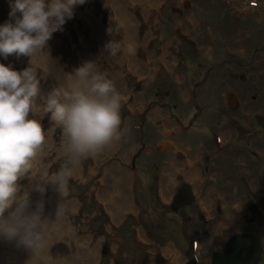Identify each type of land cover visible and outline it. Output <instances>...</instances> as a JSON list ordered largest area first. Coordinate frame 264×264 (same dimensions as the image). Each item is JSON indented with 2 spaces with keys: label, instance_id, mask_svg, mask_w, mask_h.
<instances>
[{
  "label": "rangeland",
  "instance_id": "obj_1",
  "mask_svg": "<svg viewBox=\"0 0 264 264\" xmlns=\"http://www.w3.org/2000/svg\"><path fill=\"white\" fill-rule=\"evenodd\" d=\"M11 2L0 0V26L15 23L9 16ZM79 10L98 20L107 42L115 41L116 31L104 1L86 0L73 7V17L65 18L32 61L26 56L0 55V63L16 71L32 67L41 80V94L46 96L60 79L58 69L49 68L46 62L58 60L68 74L80 67L77 38L87 31ZM133 15L140 21L141 36L148 25L138 10ZM152 23L154 37L136 57L148 62L153 72L141 78L123 73L126 92L122 97L133 108L121 109L117 147L96 162L83 160L85 169L68 181L66 196L56 186L49 189L41 175L21 179L18 195L27 194L29 201L25 214L37 212L42 204L41 218L51 222L49 229H60L72 249L85 246L86 238L89 244H97L100 264H183L188 243L194 244L199 264H208L213 251L242 231L256 239L261 247L258 264H264V132L254 124L256 118L264 117V0H161ZM161 47L168 51V62L159 58ZM96 65L106 75V66L102 62ZM154 111L157 121L167 118L173 124L169 137L196 153L199 160L202 180L193 187L194 217L187 222H183V214L167 210V200L157 193L168 155L160 148L165 138L151 117ZM42 115L30 113L29 118L40 120L46 140L51 138L52 146H44L48 158L44 171L51 173L67 164L68 157L60 129L50 121V114ZM115 162L130 174L133 209L117 223H109L92 189L103 170ZM174 177L176 181L179 175ZM40 185L43 192L38 190ZM67 202L75 205L72 215L60 208ZM251 204L263 215L259 225L247 210ZM235 205L240 212L229 235L216 233L217 223ZM48 211L51 217H43ZM183 213L189 215L188 209ZM204 222H208L206 230ZM22 249L32 251L0 236V264H19Z\"/></svg>",
  "mask_w": 264,
  "mask_h": 264
},
{
  "label": "clouds",
  "instance_id": "obj_2",
  "mask_svg": "<svg viewBox=\"0 0 264 264\" xmlns=\"http://www.w3.org/2000/svg\"><path fill=\"white\" fill-rule=\"evenodd\" d=\"M85 2L12 0L9 16L15 23L0 26V55L26 56L32 61L43 52L52 34L61 29L65 18L73 17V7ZM18 12L21 16L16 15ZM107 47L115 55L119 45L109 43ZM67 76L71 79L68 87L53 88L43 96L41 80L32 67L16 71L0 63V236L34 253L43 247L48 222L41 218L42 204L37 212L25 214L29 201L27 194L18 195V182L41 175L44 183H51L66 196L74 169L121 138L123 97L115 84L90 61ZM38 99L43 103L38 104ZM41 112V117L50 114V121L60 129L64 155L68 157L67 164L51 173H40L37 168L45 155L46 134L41 121L29 115ZM38 190L45 189L40 185Z\"/></svg>",
  "mask_w": 264,
  "mask_h": 264
},
{
  "label": "bare ground",
  "instance_id": "obj_3",
  "mask_svg": "<svg viewBox=\"0 0 264 264\" xmlns=\"http://www.w3.org/2000/svg\"><path fill=\"white\" fill-rule=\"evenodd\" d=\"M103 1L110 12V19L116 31L115 41L110 44L112 46L119 45V48L115 55H111L107 47L109 42L105 39L103 27L87 11L79 10L78 17L82 21L83 29L87 31V34L79 35L77 38L79 47L77 56L80 61V66L89 61L95 64L102 62L106 66V77L115 84L117 91L123 95L126 92V88L123 85V73L136 75L141 78L153 72L148 62L142 63L136 57V52L140 49L144 50L146 44L154 37L152 21L157 13L161 0ZM134 10L139 11L143 23L148 25L141 36L138 34L140 21L133 15ZM129 48L132 49L131 52ZM168 57L169 54L166 47H161L159 58L164 62H168ZM54 60L56 63L49 60V62H46V65L52 69L56 67L59 71L60 79L56 87H68L71 83V79L67 76L68 73L62 69L58 60ZM128 107L132 109L133 105L130 103L128 106L127 97H123L121 109ZM157 114L158 112L154 111L151 113V117L157 124V127L159 126L161 136L165 138V140L161 141L160 148L165 149L168 153L165 168L159 182L158 194L162 200H168L170 189L173 185L172 177L177 171H181L186 180L192 183L193 186H197L202 178L194 154H191L187 148L175 143L169 137L172 134L173 124L167 118L164 121H157ZM224 138L225 136H221L222 140ZM118 142L106 147L94 157L89 158L93 162H96L101 156L113 152ZM46 143H48V146H52L51 138H48ZM47 161L48 158L45 156L38 161L37 168L39 172H44ZM84 169V165L81 162L74 169V176L81 174ZM129 181L130 174L127 169L124 166L122 167L118 162H115L106 170H103L101 179L93 186V193L97 196L100 206L105 210L109 223H117L123 214L133 209L128 192ZM47 186L49 189L55 190V186L51 183H47ZM202 202L205 203V201ZM60 208L63 211H67L69 215H72L75 205L72 202H67L61 205ZM239 212L238 205H235L232 211L217 223L215 228L216 233H223L226 236L229 235L234 222L238 218ZM42 216L49 218L51 214L48 211L47 214L43 213ZM50 225H52L51 222L47 225L48 230L45 229V239L42 249L37 250L35 253L33 251H29V253L28 251L24 252L26 249H22L19 256V264H100L97 256V244H89V240L86 238L85 246L72 249L70 245H66L68 243L67 238L66 236L62 237L59 233L60 229H49ZM142 238L145 240L143 235ZM166 250H169V248H166Z\"/></svg>",
  "mask_w": 264,
  "mask_h": 264
},
{
  "label": "water",
  "instance_id": "obj_4",
  "mask_svg": "<svg viewBox=\"0 0 264 264\" xmlns=\"http://www.w3.org/2000/svg\"><path fill=\"white\" fill-rule=\"evenodd\" d=\"M255 124L264 129V117H260ZM191 194L186 185H182L177 189L172 197L170 209L176 211L180 206L189 204ZM253 220L256 224H260L262 215L257 211L254 205L248 208ZM261 248L256 239L249 233L234 234L228 238L224 244L221 253L211 254V264H256L260 259ZM186 264H196L194 259L186 252Z\"/></svg>",
  "mask_w": 264,
  "mask_h": 264
},
{
  "label": "flooded vegetation",
  "instance_id": "obj_5",
  "mask_svg": "<svg viewBox=\"0 0 264 264\" xmlns=\"http://www.w3.org/2000/svg\"><path fill=\"white\" fill-rule=\"evenodd\" d=\"M260 117H263V116H259L258 118H260ZM258 118H256L255 119V121L258 119ZM255 121H254V124H255ZM255 126H256V129L258 130V131H261V132H264V129H262V128H260V127H258L256 124H255ZM241 128H243L242 126H241ZM244 129V128H243ZM243 133V132H242ZM248 131H245L244 130V133L243 134H246V135H248ZM242 135V134H241ZM251 137L252 136H249V137H247V141H249V140H251ZM260 139H263V138H260ZM188 149V148H187ZM189 150V149H188ZM251 152H250V154H251V156H253L254 155V153H253V149L251 148ZM164 151L167 153V151L164 149ZM190 152V151H189ZM191 154H196V153H192V152H190ZM167 155H168V153H167ZM258 158H261V157H254V159H258ZM198 162H199V160H197V166L199 165L198 164ZM200 166H198V168H199ZM200 170V169H199ZM200 174H201V171H200ZM203 174H204V172H203ZM179 175V178H176V181L174 180V176H178ZM205 175V174H204ZM201 178H202V175H201ZM172 179H173V185H172V187H171V189H170V194H169V197H168V200H167V202L168 203H166L165 204V207H167V210H169V211H171L172 213H174V214H183L184 215V218H183V222H187V221H189L190 219H192V217H194V213H193V211L194 210H192V208H195V205H194V195H193V190H194V186L192 185V183H190L188 180H186V178L184 177V174L181 172V171H177L174 175H173V177H172ZM159 182H160V178H159V180H158V188H159ZM190 183V184H189ZM182 185H186L187 187H188V189H189V193L191 194V200H190V202H189V204H187V205H183V206H180V207H178L177 209H176V211H172L171 209H170V204H171V202H172V197L175 195V193H176V191H177V189H179ZM158 188H157V193H158ZM262 193H263V196H264V190H262ZM158 196H159V194H158ZM160 197V196H159ZM196 199V198H195ZM160 204L161 205H164L163 203H161L160 202ZM160 205V206H161ZM252 205H254V204H251V205H249L248 206V208L250 207V206H252ZM255 206V205H254ZM256 207V206H255ZM248 208H247V210H248ZM185 209H188V213H189V215H185L184 213H183V210H185ZM256 209H257V207H256ZM257 211L259 212V210L257 209ZM248 212H249V210H248ZM250 213V212H249ZM260 213V212H259ZM261 214V213H260ZM262 215V214H261ZM252 217V216H251ZM252 219H253V217H252ZM262 219H263V215H262ZM254 221V220H253ZM261 222H262V220H261ZM208 224V222H204L203 223V225H204V230H206L207 228V225ZM256 224V223H255ZM259 225V224H258ZM246 233H249V232H247V231H242V232H240V233H234V234H246ZM234 234H232V235H234ZM232 235H230V236H232ZM229 236V237H230ZM228 237V238H229ZM228 238L221 244V246H220V248H218V249H216L215 251H213L212 253H214V252H216V253H221L222 251H223V247H224V244L226 243V241L228 240ZM261 248V247H260ZM186 252H188V254L194 259V261H195V263L196 264H199V261H200V259L198 258V256H196L195 255V252H194V244L193 243H188L187 244V250L184 252V263L183 264H186L187 263V259H186ZM211 253V254H212ZM211 254H210V260H209V263L208 264H211ZM260 257H261V252H260ZM259 261H260V259H259ZM259 261L256 263V264H258L259 263Z\"/></svg>",
  "mask_w": 264,
  "mask_h": 264
},
{
  "label": "trees",
  "instance_id": "obj_6",
  "mask_svg": "<svg viewBox=\"0 0 264 264\" xmlns=\"http://www.w3.org/2000/svg\"><path fill=\"white\" fill-rule=\"evenodd\" d=\"M230 14V13H229Z\"/></svg>",
  "mask_w": 264,
  "mask_h": 264
}]
</instances>
